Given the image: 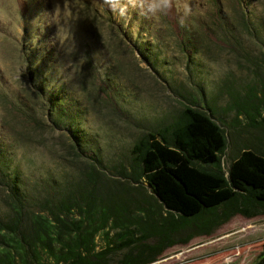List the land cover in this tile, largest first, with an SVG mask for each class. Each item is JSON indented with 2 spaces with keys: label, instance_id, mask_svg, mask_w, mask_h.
<instances>
[{
  "label": "rangeland",
  "instance_id": "rangeland-1",
  "mask_svg": "<svg viewBox=\"0 0 264 264\" xmlns=\"http://www.w3.org/2000/svg\"><path fill=\"white\" fill-rule=\"evenodd\" d=\"M158 2L0 0V223L13 208L52 218L64 202L83 226L102 224L95 251L112 224L134 230L108 264L127 251L146 264H264V211L183 223L130 153L188 107L222 129L223 171L243 148L264 154V0Z\"/></svg>",
  "mask_w": 264,
  "mask_h": 264
},
{
  "label": "trees",
  "instance_id": "trees-1",
  "mask_svg": "<svg viewBox=\"0 0 264 264\" xmlns=\"http://www.w3.org/2000/svg\"><path fill=\"white\" fill-rule=\"evenodd\" d=\"M224 146L222 129L207 114L184 107L172 124L139 137L130 153L133 167L152 195L183 223L217 209L223 215L263 212L264 154L243 148L223 171L220 154ZM15 194L10 193V199L22 204ZM13 209L9 221L0 223V264H108L106 254L134 238L129 225L112 224L113 235L108 239V230H102L104 244L95 251L94 235L102 224L96 231L91 225L83 226L79 217L67 216L64 202L52 218L39 213L23 217L18 208ZM150 261H134L127 251L120 263Z\"/></svg>",
  "mask_w": 264,
  "mask_h": 264
},
{
  "label": "clouds",
  "instance_id": "clouds-1",
  "mask_svg": "<svg viewBox=\"0 0 264 264\" xmlns=\"http://www.w3.org/2000/svg\"><path fill=\"white\" fill-rule=\"evenodd\" d=\"M168 3V0H159L158 3L153 4L154 9H159L161 7H166Z\"/></svg>",
  "mask_w": 264,
  "mask_h": 264
}]
</instances>
